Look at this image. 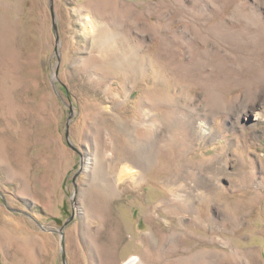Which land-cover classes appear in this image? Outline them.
I'll return each mask as SVG.
<instances>
[{
	"label": "rangeland",
	"instance_id": "rangeland-1",
	"mask_svg": "<svg viewBox=\"0 0 264 264\" xmlns=\"http://www.w3.org/2000/svg\"><path fill=\"white\" fill-rule=\"evenodd\" d=\"M53 4L0 0V264L73 211L67 264H264V0Z\"/></svg>",
	"mask_w": 264,
	"mask_h": 264
},
{
	"label": "water",
	"instance_id": "water-1",
	"mask_svg": "<svg viewBox=\"0 0 264 264\" xmlns=\"http://www.w3.org/2000/svg\"><path fill=\"white\" fill-rule=\"evenodd\" d=\"M50 3H51V12H52V18H53V28L55 30V34H56V48L58 50V46L60 45V35L58 34L59 33V28H58V23H57V19H56V14H55V9L54 8V4H53V0H50ZM67 137L69 136V132L67 131ZM68 141L70 143V139L68 137ZM0 194L2 195L1 197L4 199L5 203H6V199L3 197L4 194L0 191ZM9 207V206H8ZM12 211H17V212H24V210H21V209H16V208H11L9 207ZM24 213H27V212H24ZM71 216L70 218L62 225V227L58 228V229H54L52 231H55V232H59L61 234V254H62V264H67V253H66V248H65V225L68 224L70 222V220L74 217V211L71 212ZM38 224L45 229V227L43 225L40 224V222H38Z\"/></svg>",
	"mask_w": 264,
	"mask_h": 264
},
{
	"label": "bare ground",
	"instance_id": "bare-ground-1",
	"mask_svg": "<svg viewBox=\"0 0 264 264\" xmlns=\"http://www.w3.org/2000/svg\"><path fill=\"white\" fill-rule=\"evenodd\" d=\"M132 262H133V261H132ZM132 262H131V263H132Z\"/></svg>",
	"mask_w": 264,
	"mask_h": 264
}]
</instances>
